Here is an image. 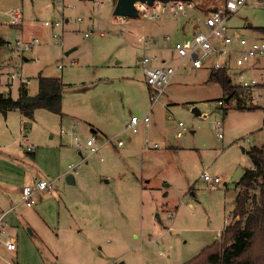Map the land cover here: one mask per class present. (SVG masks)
I'll return each mask as SVG.
<instances>
[{
	"label": "rangeland",
	"instance_id": "374dc122",
	"mask_svg": "<svg viewBox=\"0 0 264 264\" xmlns=\"http://www.w3.org/2000/svg\"><path fill=\"white\" fill-rule=\"evenodd\" d=\"M220 1L191 0L195 7L187 16L124 24L112 13L113 0H0V36L38 39L25 53L21 76L13 78V92L22 79L35 94L38 74L63 82L61 114L37 108L32 121L23 118L24 130L15 117L10 129L4 128L6 138L0 134V205L7 207L24 185L39 178L51 182L33 206L4 216L16 249L1 247L0 264H185L221 240L232 220L236 182L252 164L246 150L264 145V75L244 71L259 79L250 92L251 102L261 107L240 110L235 97L206 81L209 60L201 67L187 61L152 105L138 59L146 55L159 65L164 56L176 65L174 41L191 36L192 23L206 31L201 9ZM13 9L22 13L21 25L3 23ZM52 20L62 24L45 25ZM226 23L264 40L256 29L264 25L260 5L240 6ZM54 34L60 36L57 43ZM139 35L145 44L137 41ZM6 51L5 44L0 57ZM255 61L264 65V57ZM227 71L236 84L238 68ZM222 98H229L227 108L217 103ZM150 107L149 126L139 123L136 132L126 128L131 115L142 117ZM178 121L185 126L179 137ZM217 121L221 129L215 128ZM21 132L34 143V153L27 151ZM93 137L97 151L85 145ZM203 172L219 182L208 183Z\"/></svg>",
	"mask_w": 264,
	"mask_h": 264
},
{
	"label": "built area",
	"instance_id": "2783aa9c",
	"mask_svg": "<svg viewBox=\"0 0 264 264\" xmlns=\"http://www.w3.org/2000/svg\"><path fill=\"white\" fill-rule=\"evenodd\" d=\"M253 3L264 7V0H221L216 4V8L207 13H202L200 16L201 23L207 28L206 31L196 29L191 33L189 37H183L174 41L171 49L174 51V55L177 58V64L172 65L167 63V59L161 58V63L151 64L150 58L146 55L138 56L139 61L144 64L145 81L147 85L152 89L151 99L152 104L158 100L159 96L163 93L165 87L168 85L177 68L184 62H191L195 67H201L205 60H209L210 68H226L229 69L233 66L238 68L236 75L238 76V84L241 87H255L259 83V79L254 76L246 77L244 71L247 67L253 64V61L257 58L264 57V40L259 38H248L241 35L237 30L230 29L226 23L227 18L235 12L240 6ZM134 7L137 11L136 16H116L119 18L120 23L132 24L140 22L141 20H153L161 17H179L187 16L188 12L194 10L195 5L191 0H153L151 3L146 1L134 2ZM79 20L81 18L78 17ZM23 21L22 13L19 9H13L9 12L8 18L3 23L7 25L18 26ZM45 25L59 26L62 23L58 20H52L44 22ZM53 42L57 43L60 39L58 34L53 35ZM167 38L168 35H165ZM137 41L143 44L146 43L144 36H137ZM36 43H38L37 37L30 39L24 38L21 34L15 37L12 41L6 42L7 54L10 57L19 58V64L16 67L21 66V61L25 57V53ZM143 48V47H142ZM58 67H61L58 65ZM15 72L9 74L10 78L16 77ZM217 103L224 108L228 107V103L224 99H218ZM150 121L149 112L142 117L131 115L126 125V128L137 131L139 123L148 125ZM180 129L176 131V136H181L185 126L182 121H178ZM74 126L68 130L69 133H73ZM23 128V127H22ZM215 128L221 129V122L215 123ZM23 136V133H22ZM221 136V133H218ZM74 143L77 147L81 146V140L77 135L73 136ZM109 140V139H108ZM121 141H118L120 144ZM85 145L89 147L91 151H97L99 146L95 144V138H88L85 141ZM33 145L28 144L27 150H32ZM70 169H74L73 166H69ZM202 178L210 183L219 182L217 176L212 177L207 172L201 174ZM51 182L39 178L32 184H26L22 187L19 201L12 205L8 210L0 211V242L6 250H15L16 242L13 236H10L6 229V223L4 222V216L9 211H14L17 208L30 207L35 203V196L38 192L48 190ZM6 264H12L6 261Z\"/></svg>",
	"mask_w": 264,
	"mask_h": 264
},
{
	"label": "trees",
	"instance_id": "16d2710c",
	"mask_svg": "<svg viewBox=\"0 0 264 264\" xmlns=\"http://www.w3.org/2000/svg\"><path fill=\"white\" fill-rule=\"evenodd\" d=\"M196 7L201 9L199 4ZM215 8L216 4L211 3L201 10L207 13ZM256 29L264 35V25ZM6 42L0 36V47ZM37 81L38 89L35 94L28 92L25 81L19 83L16 96L10 90L0 91V112L17 109L25 122L33 120L37 108L61 114V78L38 74ZM206 81L218 83L224 94L235 97L237 109L251 110L260 107L251 102V87L232 84L226 68L211 67ZM246 151L252 164L244 168L236 182L232 220L222 229L221 240H214L204 246L185 264H264V145H252Z\"/></svg>",
	"mask_w": 264,
	"mask_h": 264
},
{
	"label": "crops",
	"instance_id": "0c3cea01",
	"mask_svg": "<svg viewBox=\"0 0 264 264\" xmlns=\"http://www.w3.org/2000/svg\"><path fill=\"white\" fill-rule=\"evenodd\" d=\"M186 21L187 20H184L183 21V23L182 24H180V29H182L183 31H184V29H185V26H186ZM192 25V27H193V30H192V32H194L196 29H199V26L197 27H195V23H192L191 24ZM191 32V33H192ZM22 35V34H21ZM23 36V35H22ZM5 39V38H4ZM6 40V39H5ZM7 42H9V41H7ZM1 48V47H0ZM17 57H10V56H8V54H7V51H6V54H5V56H1L0 57V73H3V75H5V77L3 76V78H0V84H2V85H4V87L3 88H0V91H3V92H7L8 90H10V92H11V94L13 95V96H16L17 95V90H16V92L14 93L13 92V88H14V86H13V78H10L9 77V74L11 73V72H15L17 75L16 76H21V71H22V65L20 66V67H16L17 66V64H19V58H17ZM162 58H165V59H167L168 60V58L167 57H162ZM23 59H25V60H28V57H27V55H25V57L23 58ZM21 63H22V61H21ZM246 69H250V71L251 70H253V71H256L257 72V75H254V76H256V77H258V78H260V77H262L263 75H264V65H262V62H260V61H255V62H253V64L250 66V68L249 67H247ZM17 70V71H16ZM24 82L25 80H22L21 79V81L20 82ZM19 82V83H20ZM26 82V81H25ZM19 85V84H18ZM18 87V86H17ZM149 90H150V95H151V92H152V89L149 87ZM29 92V91H28ZM164 92V91H163ZM259 104V103H258ZM153 105V104H152ZM260 105V104H259ZM261 107V106H260ZM151 108L152 107H150L149 108V110H148V112H149V114H150V111H151ZM147 114V113H146ZM15 117H17V118H19V120H20V122H21V125H20V130L22 129V127H23V116L20 114V112L17 110V109H8V110H6V111H2V112H0V119L3 121V124H1V126H0V134H3V137L4 138H6V129H4V128H9L10 129V121H9V119H11V118H15ZM75 119H77V118H75ZM150 122V121H149ZM143 126H149V124L148 125H145L143 122L141 123ZM72 126H75V123H73L72 124ZM23 130H24V127H23ZM91 131H95V129H93V128H91L90 129ZM20 136H21V138L23 139V138H25V141L27 142V144H26V149H27V145L28 144H32L33 145V148H32V150H30L29 152H33L34 153V143L33 142H31L30 140H29V138L27 137V135H26V133L25 132H23V136H22V132L20 133ZM12 141H15V137H13V139H12ZM148 144V143H147ZM155 147V146H154ZM28 151V150H27ZM72 176V174L71 173H67L66 174V177L67 176ZM67 181H69V182H72L73 181V176H72V181H70V180H68L67 179ZM206 181V180H205ZM50 182V181H49ZM208 182V181H207ZM208 183H210V182H208ZM51 185V184H50ZM16 196H13L12 198L15 200L17 197H19L18 199H20V193L19 192H17L16 194H15ZM10 199L9 200V204L7 205V207L6 206H4V205H0V211H5V210H8L12 205H14V204H16V203H12L13 201V199ZM19 201V200H18ZM17 201V202H18ZM0 203H2V202H0ZM33 206V205H32ZM6 207V208H5ZM31 207V206H30ZM24 209V208H23ZM6 229H7V232H8V227L6 226ZM1 247H3V245H2V243L0 242V248ZM4 248V247H3ZM2 249V248H1ZM1 251V250H0Z\"/></svg>",
	"mask_w": 264,
	"mask_h": 264
},
{
	"label": "water",
	"instance_id": "95a60500",
	"mask_svg": "<svg viewBox=\"0 0 264 264\" xmlns=\"http://www.w3.org/2000/svg\"><path fill=\"white\" fill-rule=\"evenodd\" d=\"M136 1H146L148 3H151L153 0H115L114 6H113V15L116 16H136L137 11L134 7V2ZM250 25V23H249ZM69 50L66 52L68 53ZM139 59V57H138ZM195 112H197L196 108H193ZM198 113V112H197ZM66 179L72 181V176H67Z\"/></svg>",
	"mask_w": 264,
	"mask_h": 264
}]
</instances>
